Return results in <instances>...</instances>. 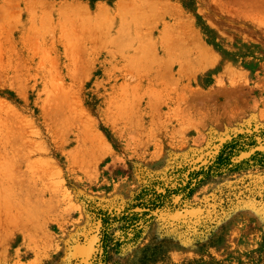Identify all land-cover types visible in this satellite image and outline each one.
Masks as SVG:
<instances>
[{"label": "rangeland", "instance_id": "374dc122", "mask_svg": "<svg viewBox=\"0 0 264 264\" xmlns=\"http://www.w3.org/2000/svg\"><path fill=\"white\" fill-rule=\"evenodd\" d=\"M0 264H264V0H0Z\"/></svg>", "mask_w": 264, "mask_h": 264}, {"label": "trees", "instance_id": "16d2710c", "mask_svg": "<svg viewBox=\"0 0 264 264\" xmlns=\"http://www.w3.org/2000/svg\"><path fill=\"white\" fill-rule=\"evenodd\" d=\"M235 142H231V143H228V144H226V145H224L225 147H228V146H231V145H233ZM224 147V148H225ZM187 186H189V185H187ZM190 192H188V193H191V191H192V188H190V190H189ZM148 192H149V190L148 189H146V188H144V189H142L141 191H140V193L139 194H137L136 195V197H135V199H137V200H143L144 198H145V196H146V194H148ZM155 195V199H153V201H152V204H154L152 207L153 208H157V207H159L160 205H162V203H161V201L159 200V198L160 197H163L164 195H161L160 193L159 194H154ZM158 200L157 201V203L155 202V200ZM148 200H152L151 198H149ZM142 202L143 201H141V203L140 204H142ZM151 207V208H152ZM138 214H136V213H130V214H125V213H123V214H121L120 216H117V222L120 224V226L123 228V234L124 235H128L129 233L130 234H132L133 235V237H136L137 236V234L139 233L138 231H137V226H138V224H137V222H135V220L136 219H138ZM113 217H115V216H112V218ZM109 218V217H108ZM104 220L102 219V222H103ZM104 223V222H103Z\"/></svg>", "mask_w": 264, "mask_h": 264}]
</instances>
